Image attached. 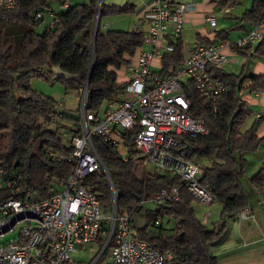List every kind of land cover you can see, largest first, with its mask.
Segmentation results:
<instances>
[{"label": "trees", "instance_id": "16d2710c", "mask_svg": "<svg viewBox=\"0 0 264 264\" xmlns=\"http://www.w3.org/2000/svg\"><path fill=\"white\" fill-rule=\"evenodd\" d=\"M210 1L223 8L236 6L240 0ZM66 4L67 0H15L11 10L0 7V175L3 181L11 182L10 188L0 187V204L8 199L24 201L31 195L48 197L58 192L73 169L68 161L73 149L69 138L80 133V118L71 122L58 111L62 103L33 90L31 80L51 78L65 92L74 90L79 103L80 90L86 86V111L102 115L110 109L109 105L121 100L127 85L117 82L114 70L129 63L126 58H133L143 47V32L107 30L102 25L107 18L130 14L131 6L99 7V0H88L55 10ZM48 16V25L38 33L39 23ZM237 21L233 27L246 24L254 29L264 24V0H252ZM231 30L229 27L218 32L214 41L228 40ZM171 44L173 51L161 60L159 75L163 77L172 76L184 58L182 40ZM199 44L212 43L202 40ZM251 56L264 59V41L258 43ZM54 67L73 79L54 75ZM208 73L225 87L215 103L198 94L190 82L183 90L190 103L188 116L203 120L209 134L179 140L186 149L192 148L187 149L189 159L205 161L198 182L211 188L221 206L219 221L211 229L196 217L194 199L177 176L154 167L137 175L134 161L140 153L133 144L137 129L114 130L119 148L111 147L101 137L92 138L111 180L117 213L127 211L133 231L153 248L171 255L165 264H219L209 245L221 238L229 217L249 206L253 193L264 192V162L255 174L246 176L247 153L264 148V137L256 135L264 118H257L242 131L252 112L240 98L246 79L250 81V93L264 91V76H246L244 70L226 73L212 67ZM51 125L53 129L49 128ZM49 153L61 155L62 159L55 161ZM123 155H127V161L122 160ZM243 179L247 187L242 184ZM83 186L96 196L102 213L107 215L112 197L105 175L90 174ZM172 188L178 190V202H148L161 190ZM157 219L161 220L160 225L154 224Z\"/></svg>", "mask_w": 264, "mask_h": 264}, {"label": "built area", "instance_id": "2783aa9c", "mask_svg": "<svg viewBox=\"0 0 264 264\" xmlns=\"http://www.w3.org/2000/svg\"><path fill=\"white\" fill-rule=\"evenodd\" d=\"M0 7L11 10L15 0H0ZM192 10L185 3L151 0L146 15L149 28L143 35V45L151 50H141L136 64L127 68L123 96L116 104L109 105V110L102 115L86 111V86L80 90V133L69 138L73 147L68 159L73 164L72 172L61 189L48 197L31 195L24 201L8 199L0 204V264H75L73 254L102 241L103 249L91 264H98L105 250L109 252L110 264H165L172 258L133 231L127 211L117 213L111 180L92 143L93 137H101L111 147L119 148V140L113 135L115 129L138 130L133 139L134 148L140 153L134 161L136 167L145 169L151 165L167 171L185 183L188 193L199 204L210 207L214 203L211 188L198 182L202 164L188 158V150L179 140L209 134L203 120L188 116L190 103L183 87L190 82L198 94L215 103L225 87L209 75V68L224 67L227 62L224 49L252 51L264 41V32L256 27L234 42L222 40L196 45L172 76L163 77L151 69L152 61L162 60L164 54L173 51L171 43L181 40L185 15ZM220 11L228 13L230 6ZM39 17L41 13L37 14ZM206 20L211 27L216 26L213 15ZM49 156L55 161L62 159L53 153ZM127 159V155L122 156L123 161ZM93 173H103L111 189L112 206L108 215L102 213L91 190L83 186L86 177ZM4 186L10 188L11 182L4 180ZM178 200V190L172 188L161 190L148 202L160 205ZM209 217L210 213H205L201 224L206 225ZM235 218L239 223L252 219L251 207L238 211ZM154 224L160 225L161 220ZM10 235L13 238L6 239Z\"/></svg>", "mask_w": 264, "mask_h": 264}, {"label": "crops", "instance_id": "0c3cea01", "mask_svg": "<svg viewBox=\"0 0 264 264\" xmlns=\"http://www.w3.org/2000/svg\"><path fill=\"white\" fill-rule=\"evenodd\" d=\"M87 1L88 0H67V4L65 6H57L55 7V10H64L67 7L80 5ZM172 1L177 3L180 2V0ZM99 2L106 6L122 7L124 5H129L133 9L130 14L105 19L102 22V25H105L107 30H139L143 33L148 31L149 24L146 19V15L149 11L151 0H99ZM181 3L189 4L193 7V10L186 13L184 18L181 37L183 42V57L194 49L202 40H207L211 43L222 41L214 40L218 32L222 30L227 31L228 28H218L217 19L216 26L211 27L209 22L206 20V17L210 15H213L216 18V12L218 11V13H221L220 7L216 6L210 0H190L188 2ZM230 7L235 6L230 5ZM231 12L232 8H230L228 13L223 14L229 15V19L233 20V24L230 25V27H232L231 31H236L237 33H235V37L231 38V34L229 35V32L226 38L228 40L243 37L252 29V27L246 24H239L237 27H233L234 24L236 25L238 18L243 12H241L238 16H231ZM50 18L51 17L48 16L49 21ZM206 24H208V28L205 27ZM122 27H130V30H128V28L125 30ZM257 30L264 32V24L258 26ZM257 45L258 44L255 45L252 51L236 50L233 52L229 49H224L223 52L227 56V62L222 68L223 71L226 73L238 74L241 70H244V74L246 76H264V59L251 56ZM142 50L149 51L151 50V47L143 45ZM139 51L140 50L137 51V54ZM137 54L133 58H126L129 63L122 65L118 70H114L118 83H125L128 81L127 68L136 64ZM151 69L154 72L159 73L162 69L161 60L155 58L152 61ZM249 84V79H246L241 87L240 98L251 110V115H253L251 117L254 122L257 118H264V91L259 93H250L248 90ZM256 135L260 138L264 137V120L259 123ZM262 200H264V193L262 192L256 191L251 195L249 207H251L254 215L253 223L248 222L247 225L243 224L241 227L242 232L240 231L239 237H230L233 223L236 221L234 215L232 217L233 220L231 217L227 219L228 228L226 227L227 230H225L221 238L215 243L209 245L210 253L218 257L219 264H229L230 260H235V264H244V262H250L251 264H264V213L257 212V215L254 213L255 205L257 206V203ZM85 250L86 249L83 251ZM83 251L75 254L82 253ZM74 262L75 264H83V262H76L75 260Z\"/></svg>", "mask_w": 264, "mask_h": 264}, {"label": "rangeland", "instance_id": "374dc122", "mask_svg": "<svg viewBox=\"0 0 264 264\" xmlns=\"http://www.w3.org/2000/svg\"><path fill=\"white\" fill-rule=\"evenodd\" d=\"M188 1H190V0H183V1L180 0V2H178V3L188 2ZM251 1L252 0H240L238 5H236L235 7H230V8H232V12L230 15L231 16H238L241 12H243L245 9L250 7ZM215 16L217 19L218 28H220V29H225V28L227 29L230 27L231 24H233V20L229 19V15H224L223 12L218 13V11H217ZM48 22H49L48 17H45L39 23V26L37 28V32L42 33L44 28L48 25ZM207 25L208 24H206L205 27L208 28ZM122 28L125 30L128 28V30H130V27H122ZM235 33H237V32L236 31H230L229 35L231 34V38L235 37L234 36ZM236 39H238V38L230 39V40H231V42H234ZM31 88L33 90L47 96V97L54 98V99L58 100L59 102H61L62 107L59 108L58 111L64 113V115L68 116L71 119V122L73 120L81 118L80 103H79V100L77 98V93L74 90L69 89L67 92H65L64 88L60 84L51 80V78H49L47 81L46 80H40V79H32L31 80ZM251 116H253V115H250L247 118L245 124L243 125V127L241 129L242 131L247 130L249 128V126L251 125V122H252ZM49 128L53 129L54 126L51 125ZM246 158L248 161L246 176L250 177L257 172V170L262 165V161H264V148H259L256 152L247 153ZM199 162L202 165L205 164L204 160H199ZM152 168L153 167L151 165H147L145 167V170L152 169ZM141 172L144 173L143 169L141 167H137V169H136V173H138L137 175H140ZM245 182H246V180L243 179L242 184L244 186H246ZM0 187H4V181H3L2 175H0ZM60 189L61 188L58 187L57 191H59ZM262 193H264V192H262ZM193 207H194L195 215L200 220V222L202 221L203 215L205 213H207V212L210 213V217H209L208 222L206 224L207 229H211L214 222H215L214 223L215 225L218 223L219 211L221 210V206L216 201H214V203L210 207H204L201 204H199L196 200H194ZM257 212L264 213V200L258 202L257 206L255 205V209H254L255 215H257ZM110 213H111V211H109L107 213V215ZM253 217H254V215H253ZM248 222L253 223V218L249 219V221H246V222L242 221L241 222L242 224L235 221V223H233V226L231 229L230 237L231 236H234L233 238L239 237L242 225L243 224L247 225ZM11 238H13V235L8 236L6 239L9 240ZM103 246H104L103 241H102V243L92 244V245L88 246L86 248V250L83 251L82 253H78L75 255L73 254V259L76 262H83V264H91L100 255V253L103 249ZM110 261H111V259L109 257V252H108L105 256L102 257V259L100 260V262L98 264H110ZM235 262H236L235 260H230L229 264H235ZM244 264H251V263L250 262H244Z\"/></svg>", "mask_w": 264, "mask_h": 264}, {"label": "water", "instance_id": "95a60500", "mask_svg": "<svg viewBox=\"0 0 264 264\" xmlns=\"http://www.w3.org/2000/svg\"><path fill=\"white\" fill-rule=\"evenodd\" d=\"M100 5H101V2H99V7H100ZM96 24H97V22H96ZM51 70H52V73L54 75L59 76V77H62L65 80H72L73 79L71 76H69L68 74H66L63 71H61L58 67H54ZM187 149L189 151H192V148H190L189 146L187 147Z\"/></svg>", "mask_w": 264, "mask_h": 264}]
</instances>
